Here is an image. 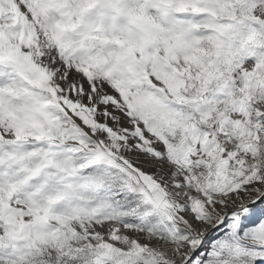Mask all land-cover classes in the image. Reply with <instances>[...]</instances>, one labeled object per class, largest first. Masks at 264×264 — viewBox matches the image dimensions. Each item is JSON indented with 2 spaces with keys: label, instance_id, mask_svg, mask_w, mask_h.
I'll return each instance as SVG.
<instances>
[{
  "label": "snow or ice",
  "instance_id": "snow-or-ice-1",
  "mask_svg": "<svg viewBox=\"0 0 264 264\" xmlns=\"http://www.w3.org/2000/svg\"><path fill=\"white\" fill-rule=\"evenodd\" d=\"M0 264H264V0H0Z\"/></svg>",
  "mask_w": 264,
  "mask_h": 264
}]
</instances>
